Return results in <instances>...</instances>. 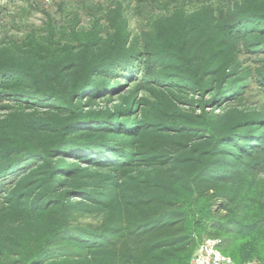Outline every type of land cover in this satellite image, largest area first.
Returning a JSON list of instances; mask_svg holds the SVG:
<instances>
[{
  "label": "trees",
  "instance_id": "trees-1",
  "mask_svg": "<svg viewBox=\"0 0 264 264\" xmlns=\"http://www.w3.org/2000/svg\"><path fill=\"white\" fill-rule=\"evenodd\" d=\"M113 22L0 48V264H192L203 238L264 264V113L237 104L264 95V0L160 17L135 57ZM142 57L165 89L135 118L112 79Z\"/></svg>",
  "mask_w": 264,
  "mask_h": 264
},
{
  "label": "rangeland",
  "instance_id": "rangeland-1",
  "mask_svg": "<svg viewBox=\"0 0 264 264\" xmlns=\"http://www.w3.org/2000/svg\"><path fill=\"white\" fill-rule=\"evenodd\" d=\"M231 3L232 0H0V48L15 46L18 51L25 52L33 38L41 40L47 37L49 26L56 43L78 44L80 41L75 35L83 40L91 31L105 40L115 33V20L121 27V34L126 36V49L135 57L137 52L143 51V37L152 31L156 19L179 11L190 16L204 7L224 11ZM248 57L241 56L245 65L260 66L256 62L260 55ZM149 63L147 57H142L140 62L113 73L112 81L119 84L121 90L132 93L140 102L134 109L135 118L140 117L143 104L152 101L155 93L165 89L163 81H152L148 70L145 72ZM129 77L126 89L124 81ZM176 97L183 99L185 96L176 94ZM97 103L101 107L114 108L120 100L118 94L106 95ZM237 104L264 113V95L257 82L248 83L243 99ZM212 109L211 106L207 108L209 111ZM214 111L219 112L218 109ZM98 218L96 214H78L75 221L96 225L99 223Z\"/></svg>",
  "mask_w": 264,
  "mask_h": 264
},
{
  "label": "built area",
  "instance_id": "built-area-1",
  "mask_svg": "<svg viewBox=\"0 0 264 264\" xmlns=\"http://www.w3.org/2000/svg\"><path fill=\"white\" fill-rule=\"evenodd\" d=\"M192 264H236L231 257L224 255L219 250V240L214 238L203 239L198 245ZM243 264H261L256 260H250Z\"/></svg>",
  "mask_w": 264,
  "mask_h": 264
}]
</instances>
